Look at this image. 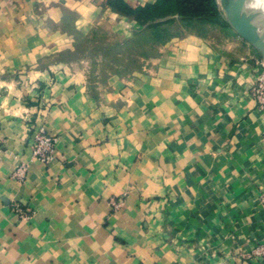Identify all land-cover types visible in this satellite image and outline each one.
Listing matches in <instances>:
<instances>
[{
  "label": "crops",
  "instance_id": "0c3cea01",
  "mask_svg": "<svg viewBox=\"0 0 264 264\" xmlns=\"http://www.w3.org/2000/svg\"><path fill=\"white\" fill-rule=\"evenodd\" d=\"M154 1L0 0V264H253L264 109L252 59L191 35L105 86L61 68L69 24L138 22L113 6ZM42 124L58 136L50 164L32 159Z\"/></svg>",
  "mask_w": 264,
  "mask_h": 264
},
{
  "label": "rangeland",
  "instance_id": "374dc122",
  "mask_svg": "<svg viewBox=\"0 0 264 264\" xmlns=\"http://www.w3.org/2000/svg\"><path fill=\"white\" fill-rule=\"evenodd\" d=\"M68 28L72 32L59 52L61 68L69 73L84 74L98 87L108 85L115 76L147 71L153 63L152 59L163 55L166 43L191 35L204 41L212 49L211 55L215 54L223 60L238 61L240 65L252 59L248 82L251 95L254 78L264 73L262 54L242 38L230 22L219 25L176 16L141 24L133 19L108 15L99 19L88 32L77 29L74 23ZM262 246L264 241L257 243L253 249Z\"/></svg>",
  "mask_w": 264,
  "mask_h": 264
},
{
  "label": "trees",
  "instance_id": "16d2710c",
  "mask_svg": "<svg viewBox=\"0 0 264 264\" xmlns=\"http://www.w3.org/2000/svg\"><path fill=\"white\" fill-rule=\"evenodd\" d=\"M113 7L141 24L157 21L170 15H178L185 20L200 19L211 24L229 23L219 0H155L153 3L137 8L127 5Z\"/></svg>",
  "mask_w": 264,
  "mask_h": 264
},
{
  "label": "built area",
  "instance_id": "2783aa9c",
  "mask_svg": "<svg viewBox=\"0 0 264 264\" xmlns=\"http://www.w3.org/2000/svg\"><path fill=\"white\" fill-rule=\"evenodd\" d=\"M252 86V95L258 102L261 109H264V73L254 78ZM58 136L52 134L46 124H42L34 138L33 142V160H38L43 164H50L57 153ZM28 169V162H21L15 169L14 175L24 178ZM15 211L20 214L21 218H27V212L18 204L15 205ZM253 264H264V246L253 249L244 255Z\"/></svg>",
  "mask_w": 264,
  "mask_h": 264
},
{
  "label": "water",
  "instance_id": "95a60500",
  "mask_svg": "<svg viewBox=\"0 0 264 264\" xmlns=\"http://www.w3.org/2000/svg\"><path fill=\"white\" fill-rule=\"evenodd\" d=\"M220 6L230 24L264 58V34L256 25L257 18L264 12V0H220Z\"/></svg>",
  "mask_w": 264,
  "mask_h": 264
},
{
  "label": "bare ground",
  "instance_id": "6f19581e",
  "mask_svg": "<svg viewBox=\"0 0 264 264\" xmlns=\"http://www.w3.org/2000/svg\"><path fill=\"white\" fill-rule=\"evenodd\" d=\"M256 25L259 27L261 32L264 34V12L256 20Z\"/></svg>",
  "mask_w": 264,
  "mask_h": 264
}]
</instances>
